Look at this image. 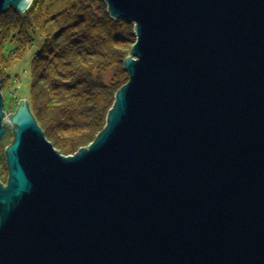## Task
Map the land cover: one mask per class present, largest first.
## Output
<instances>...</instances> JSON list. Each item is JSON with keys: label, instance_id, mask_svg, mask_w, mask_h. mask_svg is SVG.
Here are the masks:
<instances>
[{"label": "water", "instance_id": "obj_1", "mask_svg": "<svg viewBox=\"0 0 264 264\" xmlns=\"http://www.w3.org/2000/svg\"><path fill=\"white\" fill-rule=\"evenodd\" d=\"M103 1L135 42L90 144L6 115L0 78V264H264V0Z\"/></svg>", "mask_w": 264, "mask_h": 264}, {"label": "trees", "instance_id": "obj_2", "mask_svg": "<svg viewBox=\"0 0 264 264\" xmlns=\"http://www.w3.org/2000/svg\"><path fill=\"white\" fill-rule=\"evenodd\" d=\"M98 1L105 7L102 15L93 14L87 0H33L23 14L10 8L0 16L1 48L6 51V34L10 41L18 34L15 49L8 52L14 56L33 43L37 29L45 31L43 49L31 66L29 103L46 139L64 156L90 144L103 129L114 95L128 79L123 62L135 42L133 25L113 20L105 2ZM48 23L51 31H46ZM112 67L115 74L106 82Z\"/></svg>", "mask_w": 264, "mask_h": 264}, {"label": "rangeland", "instance_id": "obj_3", "mask_svg": "<svg viewBox=\"0 0 264 264\" xmlns=\"http://www.w3.org/2000/svg\"><path fill=\"white\" fill-rule=\"evenodd\" d=\"M87 1H89L90 11L93 14H101V15L103 14L105 7L101 2H99L98 0H87ZM45 8L46 7L43 6L42 10L44 11ZM51 29H53V27L52 26L50 27V23H48L46 25V31H51ZM42 34L45 35V31L44 33L42 32ZM42 34L41 31L37 29L33 36V43L26 50L22 52L21 56L18 55V57L17 55L14 56V53L11 54L12 51L15 49L14 44L17 41L18 34H16V37L14 38L13 41H10L8 34H6L7 35L6 43H5L6 51L3 48H1V44H0V55L2 57V59L0 60L1 94L4 100L3 112H5L6 115L12 114L15 111L20 101L22 100L31 101V86H32L31 66L35 56L43 49L44 37ZM21 39L22 42H24L25 36H22ZM19 46L21 47L20 44ZM130 50L131 48L129 47L128 55L130 54ZM3 51L6 52V55H9L7 59L2 56L1 53H3ZM115 71L116 68L112 67L106 72L105 74L106 82L111 81V79L115 74ZM124 77L128 78V75L125 73ZM11 140H12L11 134L8 133L6 137L3 138L0 142V181L3 184H5L7 178L5 163L3 159V152L4 149L10 145Z\"/></svg>", "mask_w": 264, "mask_h": 264}]
</instances>
